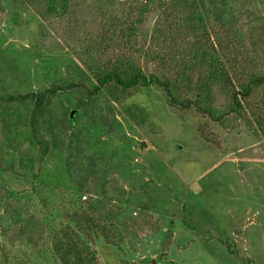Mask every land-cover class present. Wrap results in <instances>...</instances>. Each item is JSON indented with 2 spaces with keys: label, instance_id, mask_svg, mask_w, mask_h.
<instances>
[{
  "label": "rangeland",
  "instance_id": "374dc122",
  "mask_svg": "<svg viewBox=\"0 0 264 264\" xmlns=\"http://www.w3.org/2000/svg\"><path fill=\"white\" fill-rule=\"evenodd\" d=\"M59 1H67L60 14L48 12L49 0H32L33 6L0 0V66L19 67L23 75L12 85L0 83L1 255L10 256L12 264H60L50 233L76 228L70 203L78 201L65 172L67 151L40 161V148L19 135L30 128L18 114L30 116L34 104H6L4 98L75 84L51 99L49 118L57 128L65 121L69 129L74 119L75 132L85 130L89 149L113 153L90 175L93 190L82 199L95 200L104 217L111 215L116 234L109 244L96 233L79 231L98 264H264V85L252 84L248 99L239 94L264 77V0L154 2L133 35L124 30L147 0ZM158 24L171 37L173 57L165 65L147 55ZM202 54L218 61L223 74L208 75L200 65ZM118 59H130L148 76L171 78L196 60L201 71L195 76H211L223 121L172 108L157 86L122 92L108 85L94 94L96 70L105 73ZM82 71L89 80L81 76L80 84ZM129 110L141 118L134 120ZM109 127L114 132L107 134ZM50 131L41 123L44 135ZM27 150L35 162L23 170L18 157ZM100 173L108 183L106 195L94 190ZM41 182L56 194L51 214L30 192ZM16 223L26 227L29 239L17 232Z\"/></svg>",
  "mask_w": 264,
  "mask_h": 264
},
{
  "label": "trees",
  "instance_id": "16d2710c",
  "mask_svg": "<svg viewBox=\"0 0 264 264\" xmlns=\"http://www.w3.org/2000/svg\"><path fill=\"white\" fill-rule=\"evenodd\" d=\"M23 4L24 2H29L31 6L37 4L32 2V0H14ZM35 1V0H33ZM38 4H41L40 0H36ZM138 1V0H137ZM49 11H55L60 14V11L67 9V1L60 2L59 0H49ZM154 2H162V0H147L146 5H141L137 7V11L134 13L135 20H128V28L124 31L128 35H133L136 25L142 20L146 19L145 14L147 13L150 4ZM196 2V0H192ZM61 3L60 7L57 4ZM138 3V2H137ZM136 3V4H137ZM25 4V3H24ZM60 8V9H59ZM195 13V12H193ZM191 14V17L193 16ZM198 16V17H197ZM196 17L201 20V16L198 14ZM120 21V26H125L126 23ZM141 24V23H140ZM130 28V29H129ZM171 42V37L169 33L163 30L160 24L156 25L152 30L151 35V53H147L149 57L153 59L158 64L165 65L167 60L172 58L170 49L172 48L169 44ZM204 54V53H203ZM202 54V65L206 68L208 75H215L218 71L217 64L218 61L214 59L207 60ZM191 63V64H190ZM182 72H178L176 77H169L168 75L160 76L156 74L146 75L142 70L135 67L130 59H118L115 65H112L111 69L105 73L96 70L94 76L97 80V85L94 86L93 93L96 94L104 89L108 85H114L121 89L122 92L133 90L139 87L151 88L157 86L166 93L169 99V105L172 108L178 109L179 111H186L189 109H195L197 112L211 118L213 121L222 122L224 119V113L215 107L214 102V91L211 86L212 78L208 76L206 80H202L201 77L196 78L195 71H201V68L197 67L199 63L195 61H188ZM197 64V65H195ZM19 67L0 66V83L9 85L13 84V81L21 80L23 75L19 74ZM190 72V74H187ZM223 74V71H218ZM81 76H85L86 81L89 80L87 75L82 71L81 74L77 75L80 84ZM215 77V76H214ZM252 84L258 86L264 85V77L255 79L252 81L251 85L246 86L241 94L243 99H248L252 93ZM75 84L70 86L55 87L43 92L30 93L27 95H17L9 96L7 95L4 100L6 104L17 102L24 106L34 104V108L30 116L27 114H18L20 123L22 126L30 128L25 134H19L23 136L24 140L29 141L33 146H38L41 151L40 161H44L46 157H50L56 151L61 153L67 151L68 157L65 165V172L67 176L71 179L73 186L77 194V200L70 203L74 207L71 213L72 223L76 228H71L70 226H65L54 230L50 233V241L52 244V251L54 256L57 258L60 264H98L97 263V253L91 247V245L80 235L79 231H88L96 233L101 236L109 244L114 242L116 234L111 230L113 223L111 222V215L104 217L103 213L99 210L95 200L91 202H83L82 199L86 195H91L93 188L89 187L90 175L95 174L97 167L102 164V162H109L108 159L113 158V153L107 155L102 150L97 149L96 152L89 149L90 144L85 141L86 135L85 130L78 133L75 132L77 129L75 125V120H71V128L69 129L64 121L62 125L57 128L52 124V120L49 118V107L52 103L51 99L58 95L61 91H71ZM92 91H90L91 93ZM186 93H193L195 96L189 98ZM234 93V95H239ZM234 100L239 107H242V103L238 100V96H234ZM29 107L27 108V110ZM129 115L134 120L140 119L141 116L136 112L129 110ZM72 113V112H71ZM77 114V112H74ZM91 121L95 124V119L92 118ZM105 122V119L102 121ZM41 123L48 125L50 132L45 135L41 132ZM91 126H88L90 129ZM112 128V127H109ZM63 130L65 133H62ZM71 132L68 136L67 132ZM107 134L113 133L114 128L106 131ZM18 139V138H17ZM66 139H69L70 143H67ZM11 147L10 141L6 143ZM19 147H15L17 151ZM108 157V159H107ZM1 161V160H0ZM14 162V160H12ZM35 162L34 157L30 150L20 153L18 157V163L23 170L32 167ZM9 163V162H8ZM98 173V172H97ZM101 175L97 178L94 186L96 194L106 195L107 192V181L105 175ZM37 177V176H36ZM36 199H38L40 206L44 209L45 214H51L54 211L53 206L56 201V194L53 190V186L47 183H37L32 187L30 191ZM92 198L91 196H89ZM48 219V217H46ZM20 227L16 230L21 235L25 236L27 231L26 227H22L19 223H16ZM17 227V226H16ZM29 235H26L28 238ZM29 239V238H28ZM3 250L0 244V260H3V264H12L10 262V256L1 255ZM6 254V253H5ZM3 258V259H1ZM10 262V263H9Z\"/></svg>",
  "mask_w": 264,
  "mask_h": 264
},
{
  "label": "water",
  "instance_id": "95a60500",
  "mask_svg": "<svg viewBox=\"0 0 264 264\" xmlns=\"http://www.w3.org/2000/svg\"><path fill=\"white\" fill-rule=\"evenodd\" d=\"M73 116H74V112L71 113V117H73Z\"/></svg>",
  "mask_w": 264,
  "mask_h": 264
},
{
  "label": "built area",
  "instance_id": "2783aa9c",
  "mask_svg": "<svg viewBox=\"0 0 264 264\" xmlns=\"http://www.w3.org/2000/svg\"><path fill=\"white\" fill-rule=\"evenodd\" d=\"M155 262V264L157 263V264H161L160 262L158 263V262H156V261H154Z\"/></svg>",
  "mask_w": 264,
  "mask_h": 264
},
{
  "label": "clouds",
  "instance_id": "9594fccd",
  "mask_svg": "<svg viewBox=\"0 0 264 264\" xmlns=\"http://www.w3.org/2000/svg\"><path fill=\"white\" fill-rule=\"evenodd\" d=\"M155 264V263H154Z\"/></svg>",
  "mask_w": 264,
  "mask_h": 264
}]
</instances>
